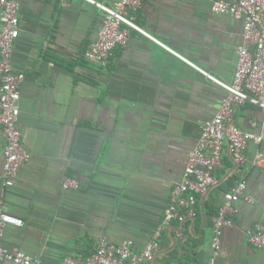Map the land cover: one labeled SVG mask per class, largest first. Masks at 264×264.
<instances>
[{
	"label": "crops",
	"instance_id": "0c3cea01",
	"mask_svg": "<svg viewBox=\"0 0 264 264\" xmlns=\"http://www.w3.org/2000/svg\"><path fill=\"white\" fill-rule=\"evenodd\" d=\"M18 2L12 65L25 75L17 125L29 159L14 185L3 189L0 126V198L22 221L5 228L3 246L60 264L66 257L87 258L100 240H131L141 250L160 229L158 251L145 264H209L210 217L242 179L253 203L234 204L215 264H264V250L248 242L254 226L264 223V167L249 161L237 167L226 149L213 173L216 185L199 197L195 218L162 223L203 122L225 97L219 85L163 45L229 84L242 22L212 13L203 0H143L130 14L160 44L130 30L126 45L99 65L84 57L102 23L97 7L84 0ZM232 121L258 134L264 116L242 104ZM256 149L264 154V144H250L248 160ZM64 178L76 179L79 188L64 190Z\"/></svg>",
	"mask_w": 264,
	"mask_h": 264
},
{
	"label": "built area",
	"instance_id": "2783aa9c",
	"mask_svg": "<svg viewBox=\"0 0 264 264\" xmlns=\"http://www.w3.org/2000/svg\"><path fill=\"white\" fill-rule=\"evenodd\" d=\"M102 12V23L96 33L95 42L85 51L86 60L105 65L112 50L126 45L130 30L157 42L145 33L135 22L130 12L137 11L143 0H118L111 5L84 0ZM209 3L214 14L225 15L242 22L241 44L236 50V67L231 83H223L212 75L197 68L168 47H163L203 73L209 80L225 91V97L209 120L204 121L201 135L190 151L183 171L182 181L172 188L170 200L163 212L162 223H183L197 215L199 197L216 185L214 171L221 166L222 154L226 149L235 166L248 161L252 167H264V154L257 150L248 160L246 151L250 144H264V121L258 134L244 131L232 119L235 110L242 104L258 107L264 116V0H203ZM18 0H0V126L4 137L3 147V189L14 185L18 171L29 159L21 144L18 128L20 87L25 75L16 72L12 65L14 43L19 37ZM159 43V42H157ZM160 44V43H159ZM162 45V44H161ZM64 190H76L79 182L64 178ZM239 200L253 203L247 194L244 180H236L223 195V203L211 218L212 244L209 264H215L220 254L221 231L232 225L230 218L234 204ZM8 225L21 226V219L13 216L0 198V261L11 264H44L41 260L17 249H7L2 238ZM161 230L157 229L152 239L141 249L135 250L131 240L114 245L100 240L94 251L85 259L66 257L60 264H145L153 262L159 248ZM182 238V236H181ZM248 242L264 250V223L256 224L248 235Z\"/></svg>",
	"mask_w": 264,
	"mask_h": 264
},
{
	"label": "trees",
	"instance_id": "16d2710c",
	"mask_svg": "<svg viewBox=\"0 0 264 264\" xmlns=\"http://www.w3.org/2000/svg\"><path fill=\"white\" fill-rule=\"evenodd\" d=\"M212 216H214V215H212ZM212 216L210 217V218H212ZM194 219V218H193ZM193 219H191V220H193Z\"/></svg>",
	"mask_w": 264,
	"mask_h": 264
}]
</instances>
